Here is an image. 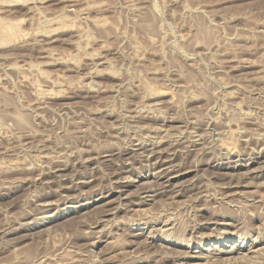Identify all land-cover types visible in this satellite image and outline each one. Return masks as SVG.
<instances>
[{
    "label": "rangeland",
    "instance_id": "374dc122",
    "mask_svg": "<svg viewBox=\"0 0 264 264\" xmlns=\"http://www.w3.org/2000/svg\"><path fill=\"white\" fill-rule=\"evenodd\" d=\"M1 24L0 264H264V0H0Z\"/></svg>",
    "mask_w": 264,
    "mask_h": 264
},
{
    "label": "bare ground",
    "instance_id": "6f19581e",
    "mask_svg": "<svg viewBox=\"0 0 264 264\" xmlns=\"http://www.w3.org/2000/svg\"><path fill=\"white\" fill-rule=\"evenodd\" d=\"M2 25V24H1ZM0 34H1V38L2 39H7V38H9L10 36H14V35H16L17 34V28L13 25V24H3L2 26H0ZM27 65V64H26ZM93 77V76H92ZM155 104V103H154ZM138 108V107H137ZM139 109V108H138ZM177 140V139H176ZM161 141V140H160ZM163 141V140H162ZM137 144V143H136ZM135 144V145H136ZM189 145V144H188ZM144 146V145H143ZM138 148V147H137ZM167 148V147H166ZM141 149V147H139L137 150H140ZM156 149V148H155ZM175 149V148H174ZM135 151V150H134ZM153 151H154V149H153ZM160 151V150H159ZM158 151V154L160 153ZM152 152V151H151ZM157 152V151H156ZM257 152V151H256ZM136 153V152H135ZM150 153V152H149ZM163 152H161V154H162ZM167 153V152H166ZM151 154V153H150ZM157 154V153H156ZM157 154V155H158ZM155 155V154H154ZM165 155V154H164ZM167 155H169L168 153H167ZM161 156V155H160ZM169 157H173V156H170L169 155ZM152 158V157H151ZM164 158V157H163ZM166 158V157H165ZM174 158V157H173ZM172 158V159H173ZM153 159V158H152ZM167 159H169V158H167ZM145 160V159H144ZM147 160V159H146ZM174 161V160H173ZM256 161V160H255ZM156 162V164H155V166H153V167H155L154 168V170L156 169V170H160L161 172L162 171H167L168 169H167V166L170 164V160H159V157L157 158V161H155ZM174 163V162H173ZM172 163V164H173ZM4 164V163H3ZM171 164V165H172ZM260 164V163H259ZM258 164V165H259ZM262 164H263V162H262ZM170 165V166H171ZM174 165V164H173ZM177 165V164H176ZM253 166V165H252ZM2 168V167H1ZM169 168V167H168ZM172 168V167H171ZM259 168H262V167H259ZM259 168H258V170H259ZM264 169V168H263ZM155 170V171H156ZM172 170V169H171ZM246 170V169H245ZM256 170V169H255ZM258 170H256V171H258ZM125 171V170H124ZM175 171V170H174ZM252 171H254V170H252ZM158 171H156L155 173H157ZM160 172V173H161ZM246 172V171H245ZM153 173V172H152ZM167 173V172H166ZM171 173V172H170ZM174 173H176V172H174ZM173 173V174H174ZM221 174V173H220ZM263 174V173H262ZM161 175V174H160ZM166 175V174H165ZM164 175V176H165ZM177 175V174H176ZM176 175H174V176H176ZM179 175V174H178ZM259 175V174H258ZM158 177H160V176H158ZM163 177V176H162ZM161 177V178H162ZM173 177V176H172ZM172 177H169V178H167L166 179V176H165V179H166V181H164V182H166V185L167 184H169L168 182L170 181V179H173ZM176 179H178V177L176 178ZM230 179V178H229ZM160 181V180H159ZM178 182V181H177ZM177 182H176V184H177ZM159 185V184H158ZM163 185V184H162ZM171 185V184H170ZM239 186V185H238ZM237 186V187H238ZM123 188H125V186H122ZM157 187V186H156ZM160 187V186H159ZM164 187V186H163ZM176 187V186H175ZM165 188V187H164ZM235 189H237V188H235ZM148 190V189H147ZM146 190V191H147ZM152 190V189H151ZM159 190L160 189H158V194H159ZM164 190V189H163ZM168 190V189H167ZM111 191V190H110ZM169 191V190H168ZM177 191V190H176ZM148 192H149V190H148ZM162 192V191H161ZM161 192H160V194H161ZM172 192H174V190L172 191ZM121 193V192H120ZM123 193V192H122ZM125 193V192H124ZM144 193V192H143ZM163 193V192H162ZM176 193V192H175ZM146 194V193H145ZM233 194V193H232ZM112 195V194H111ZM153 195V194H152ZM106 196V195H105ZM110 198V196H106V197H100V198H98L99 200H92V203H94L95 201H97V202H100L101 200H105L106 201V199H109ZM116 198V197H115ZM114 200V199H113ZM111 202V201H110ZM109 201L108 202H106L105 204L107 205H109V203H110ZM114 202V201H113ZM249 202V201H248ZM103 203V202H102ZM104 205V204H103ZM102 205V206H103ZM164 232V231H163ZM186 239V238H185ZM252 248H254L253 250H255V248H256V246H251V247H249L247 250L248 251H251L252 250ZM232 250V249H231ZM224 251V252H221V253H223L222 255H229L230 256V254H232L233 252H237V251H234V250H232V251ZM257 250V249H256ZM238 251H240V250H238ZM259 251V250H258ZM252 252H255L256 253V251H252ZM220 253V252H219ZM248 253V252H247ZM228 256V257H229ZM197 257V256H196ZM199 257V256H198ZM225 257V256H224ZM239 257V256H238ZM255 257V256H254ZM251 258V257H250ZM194 259V258H193ZM200 259V258H199ZM239 262V261H238Z\"/></svg>",
    "mask_w": 264,
    "mask_h": 264
}]
</instances>
